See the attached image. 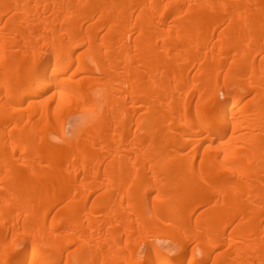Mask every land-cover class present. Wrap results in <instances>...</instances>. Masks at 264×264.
<instances>
[{
    "label": "bare ground",
    "instance_id": "1",
    "mask_svg": "<svg viewBox=\"0 0 264 264\" xmlns=\"http://www.w3.org/2000/svg\"><path fill=\"white\" fill-rule=\"evenodd\" d=\"M0 264H264V0H0Z\"/></svg>",
    "mask_w": 264,
    "mask_h": 264
},
{
    "label": "rangeland",
    "instance_id": "2",
    "mask_svg": "<svg viewBox=\"0 0 264 264\" xmlns=\"http://www.w3.org/2000/svg\"><path fill=\"white\" fill-rule=\"evenodd\" d=\"M177 79H178V78H177L176 76H173V77L170 78L169 83H171V82H173V81H175V80H177ZM245 97H246V96H245ZM245 97H244V96H243V97L241 96L240 100H241V101H245V100H247L248 97H246V98H245ZM215 144H216V142H215ZM98 182L101 183L102 181L99 179ZM98 182H97V183H98ZM159 241H162V240H159ZM164 243H166V242H164Z\"/></svg>",
    "mask_w": 264,
    "mask_h": 264
}]
</instances>
